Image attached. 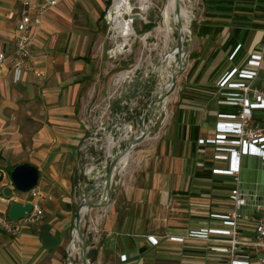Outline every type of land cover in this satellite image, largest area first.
<instances>
[{
  "label": "crops",
  "instance_id": "crops-1",
  "mask_svg": "<svg viewBox=\"0 0 264 264\" xmlns=\"http://www.w3.org/2000/svg\"><path fill=\"white\" fill-rule=\"evenodd\" d=\"M27 1L40 0H0V53L13 48ZM110 2L60 0L35 31L34 70L42 76L30 71L13 84L8 67L0 71V158L14 156L9 171L24 163L38 167L36 186L44 196L37 223L16 235L0 227V264H70L68 258L81 264L78 242L70 247L80 168L99 156L98 147L88 143L93 131L114 110L120 115L122 105L113 110L108 104L119 92L113 89L116 78L129 71L121 63L127 51L110 49L105 19ZM182 5L189 15L186 70L156 112L150 134L117 165L110 202L83 211L89 264H226L224 253L211 250L225 235L187 237L191 230L224 227L216 215L229 210L235 183L233 175L215 171L228 162L216 158L213 145L199 141L214 139L217 123L233 122L220 115L239 111L223 95L236 91L218 81L234 68L251 69L247 61L264 43V0ZM141 43L150 44L148 38ZM254 85L264 88V64ZM136 106L126 116L131 136L139 133L133 118L144 112ZM253 121L264 122V114L255 111ZM9 171L0 173V224L12 202L36 201L13 188ZM5 187L12 188L9 198ZM242 226L248 231L253 222Z\"/></svg>",
  "mask_w": 264,
  "mask_h": 264
},
{
  "label": "built area",
  "instance_id": "built-area-1",
  "mask_svg": "<svg viewBox=\"0 0 264 264\" xmlns=\"http://www.w3.org/2000/svg\"><path fill=\"white\" fill-rule=\"evenodd\" d=\"M156 1L126 0L125 7L127 9L123 11L121 20H119L116 18L117 11L114 10L116 0H111L105 19L114 51L119 44H123L127 48L131 47L134 40L132 37L135 36L134 24L136 22L150 24L149 14L157 9L160 11ZM59 2L60 0H40L36 4H30L27 1L21 9L16 23L17 34L14 46L8 53H0V71L7 66L13 84L20 83L23 76L30 71L37 77L42 76L41 73L34 70L35 31L40 28L46 12ZM118 21L122 22V26L116 24ZM247 64L251 69L238 70L234 68L218 81L219 87L236 91L223 95L228 102L238 105L239 111L236 114L220 115L221 118L230 119L233 122L217 123L215 138L199 141L201 144L213 145L218 154L216 158L228 162L226 168H217L215 171L234 176L235 183L229 193L231 206L226 213L216 215L222 220L224 227L199 228L187 233L189 238L203 240H211V234L225 235L226 238L221 241V245L213 246L211 250L224 253L227 258L226 264H264V199L253 203L254 209H249V212L243 211L242 207L247 205V198L246 192L239 186L238 180L241 157L251 155L264 161V122L253 121L255 111L264 114V88L254 85L258 72L264 64V43L257 53L249 57ZM235 78L237 81L234 80ZM28 192L32 198L36 199V201H30L32 210L18 221L5 218L0 224L1 229L5 232L16 235L22 226L33 225L42 218L43 194L37 186ZM255 211L260 213L255 215ZM249 221L253 222V227L245 231L242 223ZM177 240H182V238Z\"/></svg>",
  "mask_w": 264,
  "mask_h": 264
},
{
  "label": "water",
  "instance_id": "water-1",
  "mask_svg": "<svg viewBox=\"0 0 264 264\" xmlns=\"http://www.w3.org/2000/svg\"><path fill=\"white\" fill-rule=\"evenodd\" d=\"M183 0H174L173 20L176 30L175 45L159 54L147 65L140 67L136 64L132 70L118 76L115 86L118 94L109 102L113 110L122 105L119 116L110 114L109 118L99 124L93 131L88 143L98 147L99 156L85 162L80 168V182L77 184L78 202L74 212L72 240L79 244L81 264H89L88 246L81 229V216L85 209L100 208L107 205L111 198L112 177L118 164H120L131 150L144 140L151 132L154 125L156 112H161L167 98L174 92L178 78L187 67V50L185 48V35L187 32L185 19L181 13ZM128 48L123 47V51ZM116 53V52H114ZM174 60L171 62L170 57ZM168 80L157 85L160 78ZM146 103L144 112L140 117L133 118L139 126L137 135H130V125L126 116L136 106V111L141 112ZM117 110V109H116ZM9 178L13 188L26 192L35 187L39 179V169L35 165L24 163L15 165ZM239 186L246 192L247 205L243 211L254 209L255 202L264 199V163L258 157L247 155L240 158L238 171ZM12 188L5 187L3 195L11 196ZM99 196L95 201L94 196ZM32 210V203L14 201L10 204L7 216L12 221L22 219L27 212ZM71 264V260L68 258Z\"/></svg>",
  "mask_w": 264,
  "mask_h": 264
},
{
  "label": "rangeland",
  "instance_id": "rangeland-1",
  "mask_svg": "<svg viewBox=\"0 0 264 264\" xmlns=\"http://www.w3.org/2000/svg\"><path fill=\"white\" fill-rule=\"evenodd\" d=\"M157 6L159 7L160 11L157 9L154 12L150 13L148 16V21L150 24L152 23L154 27L150 31H146V26L150 24H144L143 22H136L134 24L135 36L132 39L135 40V44L132 48H128L126 51L127 53L122 57V68L126 70H132L136 64H139L140 67L146 65L149 61L158 58L159 54L165 52L167 49L172 48L176 42V30L174 27V20L173 17H170L169 20V27H164L162 11L167 4V0H157ZM183 7V5H182ZM163 28V29H162ZM172 28V29H171ZM158 30V33H156ZM148 41L150 44L143 47L141 43V39L145 37L146 33H149ZM112 50H114V45L110 46ZM123 44H119L118 47L115 49L116 53L123 52ZM167 78H160L157 81V85L159 83L166 82ZM117 87L114 85L113 89ZM146 103L144 104L143 108L145 109ZM9 119L15 121L16 118L14 116L9 115ZM14 156H6L4 159L1 160L0 158V173L7 174L11 167V164L15 162ZM231 181V177H230ZM232 182V181H231ZM232 184V183H231Z\"/></svg>",
  "mask_w": 264,
  "mask_h": 264
},
{
  "label": "bare ground",
  "instance_id": "bare-ground-1",
  "mask_svg": "<svg viewBox=\"0 0 264 264\" xmlns=\"http://www.w3.org/2000/svg\"><path fill=\"white\" fill-rule=\"evenodd\" d=\"M125 2H126V0H116V2H115L114 10L117 11L116 18L119 19V20H121V15H122L123 11H125L127 9L125 7ZM174 4H175L174 0H167V4H166L165 8L163 9V11L161 13L162 17H163L164 27H166V28H168L169 25H170L169 24L170 17L171 16L173 17ZM181 13H182L183 18L185 19V21H189V15H188L187 11L184 8H182ZM116 24L122 26V22L121 21H118ZM147 36L148 35H146L144 38H142V40H144ZM173 60H174V57L171 56L170 57V61L172 62ZM121 77H122V75L120 74V78ZM74 241H76V239H74ZM73 242L70 244L71 248L73 247Z\"/></svg>",
  "mask_w": 264,
  "mask_h": 264
},
{
  "label": "trees",
  "instance_id": "trees-1",
  "mask_svg": "<svg viewBox=\"0 0 264 264\" xmlns=\"http://www.w3.org/2000/svg\"><path fill=\"white\" fill-rule=\"evenodd\" d=\"M154 27V25L151 23L150 25H148V26H146V31H150L152 28ZM14 167V166H13ZM12 167V168H13ZM11 171V170H10ZM10 171H9V173H10ZM88 255H90L89 253H88Z\"/></svg>",
  "mask_w": 264,
  "mask_h": 264
}]
</instances>
